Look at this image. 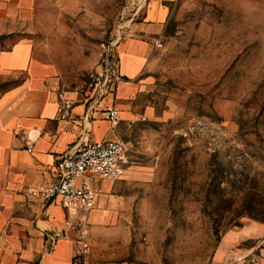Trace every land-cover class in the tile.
I'll return each mask as SVG.
<instances>
[{"label":"rangeland","instance_id":"1","mask_svg":"<svg viewBox=\"0 0 264 264\" xmlns=\"http://www.w3.org/2000/svg\"><path fill=\"white\" fill-rule=\"evenodd\" d=\"M39 1V57L59 93L83 97L135 0ZM169 7L146 67L117 89L130 166L105 229L88 222L87 264H264V0Z\"/></svg>","mask_w":264,"mask_h":264},{"label":"crops","instance_id":"2","mask_svg":"<svg viewBox=\"0 0 264 264\" xmlns=\"http://www.w3.org/2000/svg\"><path fill=\"white\" fill-rule=\"evenodd\" d=\"M137 1L144 7L127 22L131 37L117 47L121 75L130 80L146 67L170 17V0ZM39 2L0 0V81L7 87L0 94V264H72L76 221L57 200L47 201L35 190L53 178L56 162L69 149L119 138L127 119L119 108L113 127L103 113L106 101L90 110L73 94L66 95L79 101L71 118L60 117L57 68L41 60L33 42ZM119 88L129 90L128 82ZM115 182L100 186L103 194L89 214V233L104 230L112 216Z\"/></svg>","mask_w":264,"mask_h":264},{"label":"built area","instance_id":"3","mask_svg":"<svg viewBox=\"0 0 264 264\" xmlns=\"http://www.w3.org/2000/svg\"><path fill=\"white\" fill-rule=\"evenodd\" d=\"M133 4L136 6L133 17H136L144 4L137 0L133 1ZM126 29L127 24L119 27L115 41L106 49L99 69L90 74L88 93L83 96L90 110L106 101L103 113L106 121L113 127L118 124L122 113L116 105L117 89L122 82L117 47L124 39L131 37ZM78 103L76 98L62 95L58 99L57 112L61 118L70 119ZM27 151H33V144L28 146ZM129 153L128 143L120 137L95 143L82 142L64 153L56 162L53 178L36 188L35 193L39 197L47 201L57 200L66 210L69 219L76 221L73 225L77 227L78 237L72 264H87L86 236L89 214L96 208L103 194L102 188L96 184V179H123L130 166ZM54 245L55 240H51L50 247Z\"/></svg>","mask_w":264,"mask_h":264}]
</instances>
